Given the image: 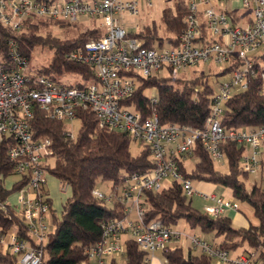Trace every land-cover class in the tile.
Instances as JSON below:
<instances>
[{"label": "built area", "instance_id": "obj_1", "mask_svg": "<svg viewBox=\"0 0 264 264\" xmlns=\"http://www.w3.org/2000/svg\"><path fill=\"white\" fill-rule=\"evenodd\" d=\"M142 0H70L62 3L44 4L35 0H0V22L11 26L15 32L22 29L23 22L38 17L48 22H69L82 18H104L108 28L104 35L73 52L70 60L92 68L96 81L86 82L82 74H70L73 79L56 80L50 76H25L22 71L28 61L21 57L11 44L10 66L0 63V138L11 139L8 157L14 164V175L21 176L25 185L16 194V202L7 201L19 213L28 226L32 243L13 231L0 230V245L5 253L16 257L17 264H43V247L47 242L49 228L47 219L50 206L44 191L47 190L46 171L48 159L52 158V143L49 139L35 140L30 122L34 108L39 107L51 119L69 126L67 136L76 137L70 124L79 120L78 110L92 111L101 129L125 132L142 145L149 146L154 169L150 173H134L120 184L112 186V193L104 195L97 188L94 196L103 202L120 201L125 207L123 219H115L103 226L101 241L88 251V264H110L117 257H124L125 239L136 240L149 255L148 263L157 252L164 251L173 240L186 237L195 249L208 255L218 264H259L252 259L253 251L231 258L230 252L209 244L199 234L191 235L159 223L148 225L143 217L144 193L162 190V183L171 180L182 185L188 198L195 196L214 202L205 208L212 217L226 216L227 212L239 211V204L214 194L198 191L193 182L182 173L180 161L186 160L197 142H201L214 161L224 159L221 145L233 141L244 147L242 169L249 175H257L262 167L264 127L256 131L229 130L221 124L224 104L242 90L249 81L258 77L252 54L264 49V0H185L189 14L186 28L176 43L168 48L146 49L143 42L129 37V32L120 25L118 16L137 19ZM151 7L152 0H145ZM227 3L233 7L222 8ZM250 10L251 16L233 20L232 13ZM135 34L141 28L135 26ZM261 54H264V50ZM239 64L231 73L229 81L219 85L212 95L211 115L204 130L186 126L160 124L156 113L143 120L141 114L124 103L135 94L140 75L148 78L158 75L164 68L173 71L195 69L199 65L215 64L227 68ZM264 89V74L262 75ZM155 90V89H154ZM156 92V90H155ZM158 103L157 93L150 97ZM0 172V189L7 187V180ZM69 186H63L67 192ZM162 264H169L163 258Z\"/></svg>", "mask_w": 264, "mask_h": 264}, {"label": "trees", "instance_id": "obj_2", "mask_svg": "<svg viewBox=\"0 0 264 264\" xmlns=\"http://www.w3.org/2000/svg\"><path fill=\"white\" fill-rule=\"evenodd\" d=\"M35 1L55 4L60 0ZM66 1L70 0L64 2ZM188 14L186 1L175 0L173 7L164 9L159 24L154 23L139 34L129 33V37L141 40L146 49H160L165 46L166 40L168 44H175L186 28L185 19ZM232 16L235 22H240L241 17L237 12H233ZM72 25L69 22H48L38 17H30L23 22L22 29L15 32L11 26L0 22L1 65L8 67L12 64L11 44L28 62L37 47L49 48L53 50L50 65L31 73L32 78L43 75L62 80L66 75L82 74L87 83L96 81L92 68L72 62L70 55L84 44L100 39L104 32L101 29L82 31L77 27L71 38H61L49 30L52 26L70 29L74 27ZM161 31L166 39L161 36ZM253 59L258 77L250 79L246 90L239 91L224 104L221 124L226 131H256L264 127V54L254 55ZM238 65L237 63L222 70L215 76L218 78L231 74ZM169 71L173 73L171 68ZM129 75L137 77L140 85L124 105L133 107L143 120L156 113L163 126H186L193 130H204L207 127L215 91L210 85L212 75H196L186 80L181 88L170 84L171 79L157 75L148 78ZM152 89L157 91L156 104L151 102L146 93ZM77 113L81 127L75 140L66 135L69 130L67 123L51 119L39 107L34 108V116L30 122L35 140L49 139L52 143L53 155L50 159H55L56 164L52 166L48 159L44 166L45 171L55 176L63 185L67 184L71 191V196L63 205L61 217L54 209L49 192L44 191L50 206L49 218L53 230L49 232L43 247V264H88V251L101 241L103 226L111 220L123 219L125 216V207L120 201L109 205L94 196L97 185L112 183L116 186L134 173H150L154 169L149 146L142 145V150L134 155L131 144L135 140L130 134L101 129L96 115L90 110L80 109ZM10 140L6 136L0 138V172L4 177L14 176V164L10 162L7 153ZM221 151L228 163V173L216 168L214 159L201 142H197L186 160L179 162L182 173L192 182L209 183L229 189L237 202H247L252 206L258 225L235 227L228 216L212 217L194 208L178 182L158 192L144 193V221L148 225L159 223L174 228L180 220H185L193 232L198 231L201 235L214 234L221 238V242L215 245L221 250L232 253L248 246L253 251L252 259L264 264V179L260 185L254 184L248 190L245 181L250 175L243 171L241 165L244 147L233 141H226L221 145ZM192 156L197 158V163L190 171L186 161ZM25 183V180H20L11 188L1 187L0 230L13 231L32 243L25 220L7 203ZM124 243L125 254L121 258L124 259V264H149V255L140 248L136 240L126 238ZM161 254L169 264H214L210 256L185 252L182 246L167 247ZM119 258L113 259L110 264H119ZM0 264H17L16 257L5 253L2 245Z\"/></svg>", "mask_w": 264, "mask_h": 264}, {"label": "rangeland", "instance_id": "obj_3", "mask_svg": "<svg viewBox=\"0 0 264 264\" xmlns=\"http://www.w3.org/2000/svg\"><path fill=\"white\" fill-rule=\"evenodd\" d=\"M64 1L65 0H60L59 2H64ZM174 2L175 0H152L153 5L151 7H148L146 4V1L142 0L141 6H140L139 17H137L136 19L129 15H125L124 17L118 16V19L120 20V25L124 27L129 33H135L136 32L135 26L137 24L140 26L141 30H143L144 28L148 26H152L154 23L159 24L161 22V17H162V13L164 9L168 7L169 8L173 7ZM221 7L229 8V7H233V5L231 6V4L222 3ZM241 12L242 13L246 12L247 15L249 16H251L252 14L250 10H242ZM241 12L239 11L237 12L239 16H243ZM72 26L74 27L70 29H64L58 26H52L49 28V30L61 38H66V37L71 38L74 35L77 27H79L82 31L87 30V29H101L104 33L108 29L105 25L104 18H101V19L82 18L78 20L77 22L73 23ZM161 36L166 39V36L164 35L163 31H161ZM168 45L169 44L167 43V40H166L164 47L168 48L169 47ZM263 50H264L263 48L259 49L256 53L252 54V56L261 54ZM52 56H53V50L49 48L43 49L41 47H37L33 51L30 61L28 62L27 67L22 71V73L25 76H29L31 75V73L38 70L39 68L50 65ZM225 69L226 67L216 66L215 64L199 65L195 69L188 68V69H182L180 71L174 70L173 73L171 74L168 68H164L159 72L157 76L160 78L171 79L170 84L174 85L176 88H181L184 85V82L186 80H189L196 75H212V77L210 78V85L215 91H218L219 85L224 82L229 81L231 78V74H227L225 76L218 77V78L215 76L218 72L225 70ZM64 77L69 78V79L74 78V76L72 75H66ZM146 93L149 97H151L155 93H157V91L155 92V90L152 89V90L147 91ZM80 127H81L80 120H75L72 124H70V129L75 137L78 136ZM141 150H142V144H140L138 141H133L131 144V152L134 155H137ZM261 160L264 161V148H262ZM49 163L52 166H55L56 160L49 159ZM196 163H197V158L195 156L190 157L186 161V166L188 170L191 171L194 168ZM215 165H216V168L222 171L223 173L229 172L228 163H227L226 158H224L221 161L216 160ZM263 179H264V164L261 167V170L259 171L257 175H250L249 178L245 181L247 189L250 190L254 184L260 185ZM20 180H21V176L19 175H14L10 177L6 183L7 187L11 188L13 184L19 182ZM46 180H47V188L50 191L49 195L53 199L54 209L57 215L61 217V214L63 211V205L68 200V198L71 196V191L70 189H68L67 192H63L62 189L64 185L55 176L48 173L47 171H46ZM171 185H172L171 180H166L162 183V189H167ZM199 185H200L199 182H193V186L198 187ZM112 186H113L112 183H100L97 185L96 188L100 192H102L104 195L109 196L112 193ZM222 189L227 190L226 188H223V187ZM215 195L218 196L217 194ZM189 201L192 202V205L194 208L200 211H203V212H205L204 208L206 206L212 205L211 202H208L205 199L197 197V196L193 198H189ZM238 203L241 206V210H240L241 212H239L240 213L239 215L243 218H245L244 214L248 215L251 219H253L254 225H258L259 224L258 220L255 219V217H253L254 211H253L252 206L247 202L240 201ZM109 205H111V203H109ZM247 210H250V212ZM47 224H48L49 232H51L53 230V227L51 225V221L49 217L47 219ZM234 226L240 227L237 222L234 224ZM173 229L183 232V233H187L189 235H191L193 232L189 228L185 220H180L178 224L174 226ZM195 232L199 234L198 231H195ZM201 237L204 238L205 241H207L209 244L213 246H215L216 244H219L222 240L221 238L215 237L214 234L201 235ZM177 246H182L185 252H188L189 248L193 247L190 240L186 237H183L180 240H173L169 244V247L171 248H175ZM192 251L195 253L201 252L200 250L195 251V249L194 250L192 249ZM245 251H250V248L248 246H245L235 252H232L230 256L231 258H236L240 255H243ZM155 258L159 260L162 259V254L160 252H157L155 254ZM118 260H119V264H124V259L119 258ZM214 264H218L216 260H214Z\"/></svg>", "mask_w": 264, "mask_h": 264}, {"label": "crops", "instance_id": "obj_4", "mask_svg": "<svg viewBox=\"0 0 264 264\" xmlns=\"http://www.w3.org/2000/svg\"><path fill=\"white\" fill-rule=\"evenodd\" d=\"M235 7L237 8L236 10H239V12H241L242 10H241V7L239 6V5H235ZM242 13V12H241ZM243 14V17H245V18H248V16L249 15H247V13L246 12H243L242 13ZM263 164H264V161L262 160V166H263ZM200 185L198 186V187H196L195 186V188L198 190V191H200L201 193H203V194H207V195H211V194H217L218 196H220V197H222V198H224V199H229V200H234V202H237L235 199H234V197H233V195H232V192L229 190V189H227V190H224V189H222V187L221 186H216V185H213V184H209V183H199ZM14 185V184H13ZM12 185V186H13ZM220 187V188H219ZM8 188V187H7ZM46 188H47V186H46ZM70 189V188H69ZM47 191L49 192V194H50V191H49V189L47 188ZM17 194V193H16ZM16 194H14V195H12L11 197H10V199L13 201V202H16ZM206 201H208V202H211L212 203V205L214 204V202H212L211 200H206ZM238 203V202H237ZM239 204V203H238ZM212 205H210V206H212ZM206 207H208V206H206ZM205 207V208H206ZM204 208V209H205ZM241 210V206L239 205V211H237V212H229V214H228V212L226 213V216H228V217H230L232 220H233V223L235 224L236 222L239 224V226L240 227H244V228H247V227H249L250 225H254V223H253V219H251L248 215H246V214H244V216H245V218H243V217H241L239 214V212H241L240 211ZM247 211H249L250 212V210H247ZM254 211V210H253ZM254 216L253 217H255V214H253ZM256 219V218H255ZM192 247V246H191ZM192 249L194 250L195 248H189V250H188V252H190V253H192V254H200V253H195V252H193L192 251ZM199 249H195V251H198ZM161 253V252H160ZM120 258H122V257H120ZM163 259V258H162ZM162 259H157V258H155V255H154V257L152 258V260H151V262H150V264H162Z\"/></svg>", "mask_w": 264, "mask_h": 264}]
</instances>
